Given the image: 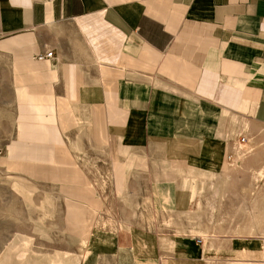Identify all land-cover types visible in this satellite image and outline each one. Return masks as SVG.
Here are the masks:
<instances>
[{"label": "crops", "instance_id": "0c3cea01", "mask_svg": "<svg viewBox=\"0 0 264 264\" xmlns=\"http://www.w3.org/2000/svg\"><path fill=\"white\" fill-rule=\"evenodd\" d=\"M23 38L29 44L17 43ZM0 51L15 57L22 78L16 85L23 81L47 102V112L20 114L18 144L28 154L13 145L12 160L48 167L65 151L61 162L81 179L64 147L84 124L92 146L109 152L122 193L134 176L144 178L136 162L144 153L155 155L162 171L178 163L188 172L196 156L187 149L224 144L231 119L264 125V0H0ZM48 52L53 59L44 58ZM28 58L46 64L36 77L25 73L33 70ZM59 103L70 110L60 114ZM211 163L201 160L196 168ZM154 175L161 176L160 168ZM202 241L99 229L80 259L231 264L240 261L235 255L251 254L263 260L261 238Z\"/></svg>", "mask_w": 264, "mask_h": 264}, {"label": "rangeland", "instance_id": "374dc122", "mask_svg": "<svg viewBox=\"0 0 264 264\" xmlns=\"http://www.w3.org/2000/svg\"><path fill=\"white\" fill-rule=\"evenodd\" d=\"M16 71L20 73L15 69L13 54L0 51V264H30L31 256L27 260L21 257L25 241L30 243V255L58 253L84 258L88 243L82 242L81 230L73 221L78 213L89 223L92 233L99 229L107 232L130 229L151 235L203 237L206 242L233 238L264 240V125H254L249 120L237 125L231 119L224 144L207 141L204 150L197 143L192 144L197 153L187 152L199 162H213L201 167L207 172L206 179L193 178L190 166L187 172V167L178 168V163L175 167L165 166L162 171L164 168L157 166L155 155L144 153L136 162L145 176H134L127 193L117 190L119 182L116 188L109 152L92 146L84 124L64 147L81 179L73 175L70 164L61 162L65 151L53 166L28 164L25 170L9 169L10 148L21 142L22 111ZM244 137L247 143L241 145ZM16 152L28 154L20 144ZM159 168L161 176L154 175ZM53 176L63 181H54ZM20 179L29 189V202L13 188V182ZM85 182L92 193H80ZM163 188H170L171 192ZM170 193L190 196L187 208L175 213L179 203L172 206L164 199ZM75 204L80 212L76 213ZM234 257L247 261L255 256ZM255 261L261 264V260Z\"/></svg>", "mask_w": 264, "mask_h": 264}, {"label": "bare ground", "instance_id": "6f19581e", "mask_svg": "<svg viewBox=\"0 0 264 264\" xmlns=\"http://www.w3.org/2000/svg\"><path fill=\"white\" fill-rule=\"evenodd\" d=\"M25 41L29 44L30 38L20 39L17 41V43L19 44L20 42H25ZM26 57H27V55H26ZM27 61H28L27 64L29 66L33 67V70L25 71V73H27L28 75L30 74L33 77H36V75H38V73H39L38 71H42V69L46 68V64H36L35 62L29 60V58ZM36 66L42 67L41 70H38L40 68H37ZM17 77H18V79L21 78L20 76H17ZM34 91L32 90L31 87L26 86L23 81L17 82V94H18L20 109H21L22 113H39V114H42L44 112H47L46 111V103L47 102L40 101L39 100L40 98L38 97V95L35 94ZM58 109H59V113L62 114L65 111H69L70 106H69V104H66V103H63V104L59 103ZM187 151L193 152L195 154L197 153L195 145H191V147L189 149H187ZM10 155H11L10 156L11 161L9 162L10 163L9 169L19 170L20 168H23L25 170V167L27 164H25L21 161L12 160L15 157H17L15 149H13V148L11 149ZM196 162L199 163L197 158H195V160L193 161L194 164H192L189 167V173L193 176V178L201 177L202 179H206L207 172L202 171L199 168H196V166H197ZM52 178H55V177H52ZM23 182H25V181H23L22 179L13 182V188L15 189V191L18 194H20L22 197H24L27 200V202H29L30 192H29V189L23 184ZM83 190L87 191L89 193H92L91 188L87 185L84 186ZM164 199L168 204H170L172 206L176 202H178L180 208L186 209L187 208L186 205H188L191 197L188 195H184V194L175 195L173 193H170V194L164 195ZM77 207H79L78 204H75V206H73L76 213L80 212ZM73 221L77 224L78 228L81 230L82 242L84 244H87L88 240L91 236V233H92L91 229L89 227V223L85 219H83L79 213L75 215ZM29 247H30V243L25 241V243L23 244V250L21 252L22 253L21 257L23 260H27L31 256L29 259L30 264H42V262H44V261H47L48 264H79L80 263V259L77 256L69 255V254H58V253H56L53 256H40V255H36V254L30 255L29 253L31 251H30ZM171 248H173V247H171ZM245 255H247V254H244V255L238 254V256H245ZM261 257L263 260H261L260 263L264 264V254ZM22 259H18V260H22ZM238 262L240 264L245 263V262H247V264L259 263V261L257 262L255 260H247V261L236 260V262L233 261L231 264H238Z\"/></svg>", "mask_w": 264, "mask_h": 264}, {"label": "built area", "instance_id": "2783aa9c", "mask_svg": "<svg viewBox=\"0 0 264 264\" xmlns=\"http://www.w3.org/2000/svg\"><path fill=\"white\" fill-rule=\"evenodd\" d=\"M44 58H46V59H53V53L52 52L46 53L45 56H44ZM239 143L241 145L246 144L247 143L246 138L244 137ZM196 240H197V243L198 244H201V245L203 244V241H202L201 238H196Z\"/></svg>", "mask_w": 264, "mask_h": 264}]
</instances>
